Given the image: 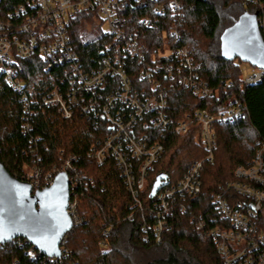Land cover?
<instances>
[{
    "label": "built area",
    "instance_id": "obj_1",
    "mask_svg": "<svg viewBox=\"0 0 264 264\" xmlns=\"http://www.w3.org/2000/svg\"><path fill=\"white\" fill-rule=\"evenodd\" d=\"M181 1L26 0L14 13L0 18V72L22 96L26 111L32 102L36 103L31 99L36 91L19 77L18 65L21 60L37 58L44 72L58 69L63 74L61 83L41 99L42 105L57 109L64 119L85 116L96 130L104 129L105 137L92 147L88 156L98 166L113 159L135 212L145 211L141 194L165 152L160 138L171 128L184 136L194 124L199 125L195 141L206 156L194 162L177 184L162 187L153 198L150 220L143 227L146 242L160 243L174 205L201 193L205 165L213 162L217 148L215 126L233 125L244 117L242 106L230 107L217 115L197 110L180 121L170 116L168 91L171 89L188 90L200 99L215 96V90L200 76V65L179 45L185 20ZM241 1L245 7L254 8L264 39L263 4L259 0ZM140 10L146 15L139 16ZM80 17L84 32L89 29L94 35L85 40L84 33L83 43L91 40L104 43L100 49L102 58L91 70L81 60L72 39ZM162 19H166L165 23ZM157 28L161 29V41L149 48L144 33ZM263 78L264 69L255 68L243 78V84L256 85ZM148 131L157 132L159 138ZM75 161L76 157L67 158L49 173L24 168L23 181L32 186L34 193L51 187L61 173L67 174L70 182L67 212L73 228L61 241V256H45L22 238L13 241H18L22 248L29 244L26 255L32 260L44 257L46 264H63L64 258L71 255L65 245L72 231L83 223L79 215L80 200L93 184L77 170ZM212 203L217 217L210 224L200 217L195 225L215 245L222 264H264V141L258 142L252 162L236 169L235 180L226 182ZM103 235L105 239L99 247L106 254L112 248L106 239L109 232ZM6 245L0 244V248Z\"/></svg>",
    "mask_w": 264,
    "mask_h": 264
},
{
    "label": "trees",
    "instance_id": "obj_2",
    "mask_svg": "<svg viewBox=\"0 0 264 264\" xmlns=\"http://www.w3.org/2000/svg\"><path fill=\"white\" fill-rule=\"evenodd\" d=\"M259 1L264 6V0ZM25 2L0 0V18L14 13ZM181 3L185 20L179 45L200 65V76L215 90V96L200 99L188 90L171 89L168 91L170 116L180 121L197 110L217 115L230 107L242 106L244 117L233 125L215 126L217 148L213 162L205 165L202 191L174 205L160 243L144 240L143 227L150 220L149 209L154 203L151 193L158 180L173 186L194 162L205 158L206 152L195 141L199 125L194 124L184 136L177 135L171 128L164 138L158 139L165 152L141 194L145 211L135 212L131 195L113 159L98 166L88 156L92 147L105 137L104 129L96 130L85 116L64 119L57 109L42 105L41 99L61 83V71L44 72L37 58L19 61V77L36 91L31 98L36 103L32 102L28 111L22 96L0 72V162L7 172L23 181L25 166L49 173L65 159L76 157L74 166L93 181L88 194L80 200L79 215L83 223L68 236L65 247L71 255L64 258L63 264H222L215 245L205 233L197 230L195 223L202 217L210 224L211 219L217 217L213 197L226 182L235 180L238 167L252 162L258 142L264 141V78L259 84L245 86L241 69L244 62L238 58L226 60L223 56L224 34L245 13L252 15L254 8L245 7L241 0H182ZM140 11L139 16L146 15L145 11ZM81 19L75 25L72 39L81 60L91 70L102 58L100 49L104 43L93 40L83 43L81 37L85 32ZM165 21L162 19L163 23ZM144 34L149 48L161 41V29ZM148 133L159 138L155 131ZM107 231L106 239L112 250L103 254L99 243L105 239L103 234ZM28 247L26 243L22 248L16 241L0 248V264H46L44 257L30 259L26 255Z\"/></svg>",
    "mask_w": 264,
    "mask_h": 264
},
{
    "label": "water",
    "instance_id": "obj_3",
    "mask_svg": "<svg viewBox=\"0 0 264 264\" xmlns=\"http://www.w3.org/2000/svg\"><path fill=\"white\" fill-rule=\"evenodd\" d=\"M223 56L264 69V39L256 14L245 13L224 34ZM167 185V181L158 180L151 199ZM69 201L67 174H59L51 187L34 193L29 183L13 178L0 162V244L22 238L43 255L60 257L61 241L73 228L67 212Z\"/></svg>",
    "mask_w": 264,
    "mask_h": 264
},
{
    "label": "rangeland",
    "instance_id": "obj_4",
    "mask_svg": "<svg viewBox=\"0 0 264 264\" xmlns=\"http://www.w3.org/2000/svg\"><path fill=\"white\" fill-rule=\"evenodd\" d=\"M85 40H88V38L94 36L92 34V31H90L89 29H85ZM241 69L243 71V78L247 77L248 75L252 74L254 72V68H252L251 66H249L248 64L242 63L241 64ZM151 260H149L150 262Z\"/></svg>",
    "mask_w": 264,
    "mask_h": 264
}]
</instances>
